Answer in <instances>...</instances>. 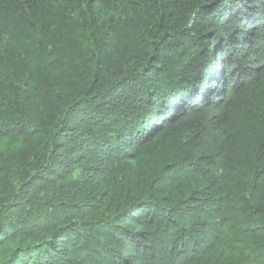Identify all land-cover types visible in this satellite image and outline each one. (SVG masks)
I'll use <instances>...</instances> for the list:
<instances>
[{
	"label": "trees",
	"instance_id": "16d2710c",
	"mask_svg": "<svg viewBox=\"0 0 264 264\" xmlns=\"http://www.w3.org/2000/svg\"><path fill=\"white\" fill-rule=\"evenodd\" d=\"M0 264H264V0H0Z\"/></svg>",
	"mask_w": 264,
	"mask_h": 264
}]
</instances>
